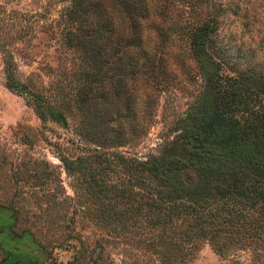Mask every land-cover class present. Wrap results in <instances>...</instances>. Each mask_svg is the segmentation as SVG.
<instances>
[{"label": "rangeland", "instance_id": "rangeland-1", "mask_svg": "<svg viewBox=\"0 0 264 264\" xmlns=\"http://www.w3.org/2000/svg\"><path fill=\"white\" fill-rule=\"evenodd\" d=\"M68 2L0 0V264H6L8 251L34 263L65 264L75 247L55 245L53 239L73 235L72 242L93 244L100 238L86 207L94 205V197L67 172L59 154H85L96 140L141 158L158 152L173 135L170 124L203 84L189 49L188 25L216 13L214 48L224 68L264 71V0H144L141 5L150 14L143 20L142 42L156 52L147 72H93L100 59L95 62L61 35ZM103 2L119 24L126 20L116 0ZM3 46L12 51L17 74L29 88L65 98L67 127L42 121L32 98L7 85ZM120 88L131 94L128 104ZM10 160L25 169L14 173ZM108 243L105 253L119 264L123 246ZM250 258L248 248L237 247L223 259L203 239L188 264H247Z\"/></svg>", "mask_w": 264, "mask_h": 264}, {"label": "trees", "instance_id": "trees-1", "mask_svg": "<svg viewBox=\"0 0 264 264\" xmlns=\"http://www.w3.org/2000/svg\"><path fill=\"white\" fill-rule=\"evenodd\" d=\"M116 1L126 18L120 24L103 0H69L61 35L95 62L100 59L93 72H147L156 54L142 42L143 20L150 12L141 5L144 0ZM216 27L212 12L186 28L203 84L170 124L173 135L158 152L141 158L96 140L85 154H59L67 172L94 197V205L86 207L100 230L93 244L72 242L73 235L53 239L55 245L75 247L65 264H113L105 253L110 241L123 246L119 264H188L203 239L223 259L237 247L248 248L247 264H264V71L225 69L214 48ZM2 53L7 85L32 98L42 121L67 127L65 98L29 88L17 74L12 51L3 46ZM120 92L127 103L131 94L124 88ZM20 139L28 141L27 135ZM9 164L14 173L25 169L22 162ZM3 261L45 264L13 251Z\"/></svg>", "mask_w": 264, "mask_h": 264}]
</instances>
